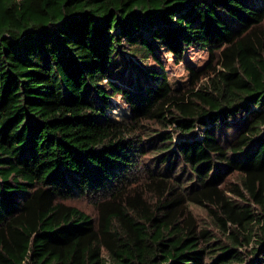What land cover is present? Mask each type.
I'll return each mask as SVG.
<instances>
[{
  "label": "trees",
  "instance_id": "trees-1",
  "mask_svg": "<svg viewBox=\"0 0 264 264\" xmlns=\"http://www.w3.org/2000/svg\"><path fill=\"white\" fill-rule=\"evenodd\" d=\"M0 264H264V0H0Z\"/></svg>",
  "mask_w": 264,
  "mask_h": 264
},
{
  "label": "rangeland",
  "instance_id": "rangeland-1",
  "mask_svg": "<svg viewBox=\"0 0 264 264\" xmlns=\"http://www.w3.org/2000/svg\"><path fill=\"white\" fill-rule=\"evenodd\" d=\"M164 63H165V69L167 71L168 77L172 83H180L184 82L187 78V70L186 67L188 65L193 67H199L204 65L208 60V53L201 50L193 49L189 51L185 59L180 62H175V60L172 58L169 54H164ZM116 104V107L113 108L112 111V117L115 120H120L123 118H126L129 116V112L127 107L124 105L122 101L119 99H116L114 101ZM152 156H150L151 158ZM228 181L230 182H237L238 177L237 174H232L229 176ZM68 204H71L84 212H86L88 215H90L92 218L96 217V210L93 205V200L90 198H74L72 200H68ZM188 209L191 211V213L194 215L198 225L203 228H208L210 230H213L216 232V230L213 228V223L208 215L207 211L203 207H199L194 204H188Z\"/></svg>",
  "mask_w": 264,
  "mask_h": 264
}]
</instances>
